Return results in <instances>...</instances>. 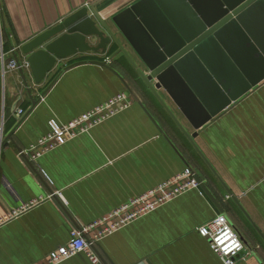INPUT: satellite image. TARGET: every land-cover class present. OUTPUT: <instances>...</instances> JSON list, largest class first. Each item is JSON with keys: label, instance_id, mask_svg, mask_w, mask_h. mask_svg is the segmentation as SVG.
Masks as SVG:
<instances>
[{"label": "crops", "instance_id": "0c3cea01", "mask_svg": "<svg viewBox=\"0 0 264 264\" xmlns=\"http://www.w3.org/2000/svg\"><path fill=\"white\" fill-rule=\"evenodd\" d=\"M136 1L0 0V218L34 199L62 193V198H46L4 222L0 264L43 263L69 241L72 229L94 223L187 167L202 178L244 242V258L235 264H264V238L259 233L264 235V80L199 130L160 91L185 129L196 133V145L221 181L130 61L123 54L110 61L115 46L61 61L40 84L28 69L33 98L18 69L7 68V56L12 58L14 50L82 7L96 5L134 61L146 70L113 21ZM93 59L107 60L121 77L107 66L85 62L67 69L43 95L62 67ZM122 92L132 99L128 108L31 157V145L50 131V119L67 123ZM33 99L38 100L34 108ZM217 213L220 210L200 186L190 188L95 242L98 262L81 252L57 264H224L198 231Z\"/></svg>", "mask_w": 264, "mask_h": 264}, {"label": "water", "instance_id": "95a60500", "mask_svg": "<svg viewBox=\"0 0 264 264\" xmlns=\"http://www.w3.org/2000/svg\"><path fill=\"white\" fill-rule=\"evenodd\" d=\"M113 21L146 70L134 61L120 34L98 13L96 5L82 7L36 35L19 51L14 50L6 64L16 62L33 98L28 69L35 84H40L61 61L78 53L107 52L115 46L110 61L120 54L130 61L146 88L218 176L196 145V133L185 129L160 91L199 130L264 80V0H138L118 12ZM85 62L107 66L119 75L107 60L76 61L60 69L43 95L67 69ZM37 103L33 99L32 108ZM195 179L224 213L202 178L196 174ZM232 199L245 213L238 198L232 195Z\"/></svg>", "mask_w": 264, "mask_h": 264}, {"label": "built area", "instance_id": "2783aa9c", "mask_svg": "<svg viewBox=\"0 0 264 264\" xmlns=\"http://www.w3.org/2000/svg\"><path fill=\"white\" fill-rule=\"evenodd\" d=\"M1 13L2 7L0 2V45L3 47ZM1 59L3 62L5 61L4 52H2ZM7 68L16 69V62L12 61L7 65ZM3 72H6V67ZM131 104L132 99L129 94L122 92L67 123H59L55 119H50V131L41 137L37 143L31 145V150L34 151L31 157L36 158L77 135L89 131L92 127L128 108ZM22 112L23 110L20 109L19 113L21 114ZM199 186L200 184L195 179V172L191 167H187L173 179L167 180L148 192L135 197L125 205L114 209L107 215L96 220L94 223L72 229L69 241L65 245L52 251L41 264H57L81 252H85L96 263L100 260V257L94 251L93 247L95 242L104 237V235L112 233L134 219L179 196L188 189L198 188ZM54 195L62 198L61 192L50 194L46 198ZM46 198L40 197L34 199L8 215L1 217L0 228L7 220L30 207L36 206ZM93 230L96 231L92 233ZM198 231L210 241L212 249L222 257L224 264H235L244 258V242L225 213H217L211 220L201 225Z\"/></svg>", "mask_w": 264, "mask_h": 264}, {"label": "rangeland", "instance_id": "374dc122", "mask_svg": "<svg viewBox=\"0 0 264 264\" xmlns=\"http://www.w3.org/2000/svg\"><path fill=\"white\" fill-rule=\"evenodd\" d=\"M11 59V57L7 56V60Z\"/></svg>", "mask_w": 264, "mask_h": 264}, {"label": "trees", "instance_id": "16d2710c", "mask_svg": "<svg viewBox=\"0 0 264 264\" xmlns=\"http://www.w3.org/2000/svg\"><path fill=\"white\" fill-rule=\"evenodd\" d=\"M4 52L6 53L7 51L4 49Z\"/></svg>", "mask_w": 264, "mask_h": 264}]
</instances>
